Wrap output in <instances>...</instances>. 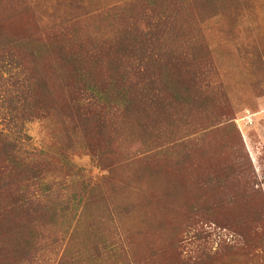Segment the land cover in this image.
Instances as JSON below:
<instances>
[{"label":"rangeland","instance_id":"1","mask_svg":"<svg viewBox=\"0 0 264 264\" xmlns=\"http://www.w3.org/2000/svg\"><path fill=\"white\" fill-rule=\"evenodd\" d=\"M125 33L133 49L176 48L181 55L165 56L168 83L191 98L151 121L160 133L148 141L120 135L117 117L99 119L125 91L109 79ZM0 52L15 54L1 72L30 77L40 112L23 121L26 108L0 94V264L25 261L19 246L30 237L40 242L31 264L73 252L76 264H264V0H0ZM79 95L94 112L68 150L72 166L41 181L62 201L77 202L85 184L94 190L71 237L79 212L55 202L54 217L41 207L5 209L22 187L5 149L11 137L54 155L66 148Z\"/></svg>","mask_w":264,"mask_h":264},{"label":"trees","instance_id":"2","mask_svg":"<svg viewBox=\"0 0 264 264\" xmlns=\"http://www.w3.org/2000/svg\"><path fill=\"white\" fill-rule=\"evenodd\" d=\"M125 35L126 38L124 37L125 39H123V42L119 46V39L116 42L117 46L120 47L122 54L120 57H116L111 60V63H113L115 67H112L109 71L110 81H120L121 88L125 89V91L124 93L120 92L117 99H115L117 107H112L114 109L113 111L108 109L103 115L99 116V119L111 123L113 117H117V130L120 135H126L127 138L133 139V137H130L131 135L142 134L147 138L146 141H148L150 138L158 136L160 133L159 129L154 132L152 129L155 127L148 124L155 120V123L162 122L161 118L165 113L167 114V111L171 110L170 108H174L175 105L181 102L190 103L191 98H186L180 93V91L177 90H180L181 85L171 86L168 83V80L173 79V76L172 72L170 73L169 71L170 67L165 60V56L176 55V57H178V55H181L178 54V50L176 48L169 47L167 50H163V48L158 52H152L151 48L148 46L142 45L141 47H138L136 45L137 47L135 46L133 49L126 43V40L127 42H130L133 36L130 35V33H125ZM138 48L141 50L140 53L139 51H136ZM166 48L168 47H165V49ZM14 60V53L0 52V67H2L5 63H12ZM75 70L76 74L82 75L78 66H76V63ZM7 75V77L3 76L0 68V94L3 92L11 105H18L26 108V115H22L23 121L26 116L28 117L27 121L35 119L40 115V112H36L32 108L33 98L30 97L29 90L31 87L30 77H24L22 73L19 75L11 70L7 72ZM21 75H23V78H20ZM199 75L200 74L196 73V79ZM147 78L149 79L146 80ZM176 79L183 80V76H178ZM7 85H10V87ZM136 86L138 87V92H131ZM77 88L83 90L84 92L87 91L84 83L82 82L77 84ZM169 94L170 97H168ZM100 97L103 100L108 99V95H100ZM85 98V95H79V97L76 98V103L73 104L72 107L78 112L77 115L80 117L79 122H75L71 126V130L74 132L73 135H69L68 133L64 134L67 138L68 146L66 148L59 147L58 150H56V155L44 150L38 151L34 148L25 149L19 138L15 137H11V142L8 144L9 147L5 149V152H7V160L10 164L8 167H11L13 171L12 179L19 181L20 184L22 183V187H20V189L16 192L7 194V205L5 209L20 206V209L30 213L34 207L38 209L41 207L45 211V216L49 215L50 217H54L55 208L50 207L49 205L55 202V205L60 208H69L68 210L74 216H77L76 213L79 212L76 223L72 228L73 232L71 237L78 234L81 224L84 222L82 219L84 217L86 218L88 215L91 203L93 202L92 193L94 197V190L92 191V187L89 184H85L81 194L78 196L79 200L77 202H72V197L69 196L66 200L62 201L59 199L60 191H58V194L52 190L48 191L45 187L42 188L41 181L49 174H55V170L58 165L62 168H70L72 166L69 160L70 157L68 150L75 148L76 138L81 139V136L77 134H80L79 130L84 127L83 123L86 122L90 116L88 111L94 112L93 106L88 110L86 106L83 105ZM97 100L99 101L96 97V102ZM41 107L42 105L40 104L39 108L43 112ZM16 114L18 113H13L11 115L13 119ZM108 116H111V120L107 119ZM132 119L136 123V127L134 129L130 130L128 127L120 125L122 121L128 122ZM19 143L21 145H19ZM88 147L91 150V155L96 153V146L89 144ZM10 186L11 185H7L6 189H9ZM80 206L82 207L79 210ZM53 242L58 244L60 240L59 238H54ZM39 243L40 242L35 237L21 239L23 247L19 246V248L24 249L26 254L24 258L26 259L25 261H18L14 264H31L33 261L28 260L34 257L36 260L39 255L36 251ZM101 258L102 257L98 256L93 257L94 260H99ZM80 259V254L73 252L70 255L65 254L62 256L57 264H76V262L78 260L80 261Z\"/></svg>","mask_w":264,"mask_h":264}]
</instances>
